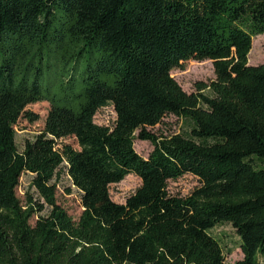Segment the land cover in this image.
I'll use <instances>...</instances> for the list:
<instances>
[{
  "label": "trees",
  "instance_id": "obj_1",
  "mask_svg": "<svg viewBox=\"0 0 264 264\" xmlns=\"http://www.w3.org/2000/svg\"><path fill=\"white\" fill-rule=\"evenodd\" d=\"M260 34L264 0H0V264H225L220 222L236 264H264V60L248 62ZM205 59L215 78L186 92L171 70ZM41 101L44 127L19 150L14 126ZM109 104L111 126L96 123ZM168 114L187 135L148 129ZM71 136L78 149L57 146ZM61 168L76 221L57 202ZM27 172L37 197L22 202ZM187 173L200 185L171 194ZM128 174L140 185L118 203L109 185Z\"/></svg>",
  "mask_w": 264,
  "mask_h": 264
},
{
  "label": "rangeland",
  "instance_id": "obj_2",
  "mask_svg": "<svg viewBox=\"0 0 264 264\" xmlns=\"http://www.w3.org/2000/svg\"><path fill=\"white\" fill-rule=\"evenodd\" d=\"M263 60L264 34H260L254 36L252 39L251 50L248 54V62L249 64L255 65L263 62ZM171 76L186 92L195 90L194 84L196 81H209L215 78L213 64L210 59L185 61L182 68H174L171 70ZM26 109L37 114L38 119L29 121L27 118L21 117L17 121L14 128L16 132L15 141L19 150L23 149L26 140H32L43 129L49 104L46 101H41L27 105ZM114 119L115 112L113 106L110 104L98 109L94 116V121L101 125L111 126ZM189 128L190 122L188 120L180 119L173 114L164 116L161 122L154 127H148L152 132L156 134L161 133L163 135L178 132L187 135ZM61 144H69L75 149L79 148L73 136L59 139L57 141V146H61ZM134 148L141 156L147 157L153 145L149 140L135 139ZM31 179L32 174L28 172L23 173L20 177L16 193L22 202L25 201V196L27 194H33L34 197H37L34 188L31 186ZM56 183L57 202L67 211L73 220H78L83 209L80 193L72 185L70 178L63 168H61V176L56 180ZM139 185L140 179L135 174H128L120 182L109 185L110 196L114 201L124 203L126 198L130 196ZM199 185V179L187 173L175 180H169L167 189L171 194L186 196ZM46 212L47 207H45L42 213ZM35 218L34 216L30 222L33 223ZM210 233L218 239L223 248L225 264H236V262L243 257L240 249L239 237L230 223L220 222L210 230Z\"/></svg>",
  "mask_w": 264,
  "mask_h": 264
}]
</instances>
